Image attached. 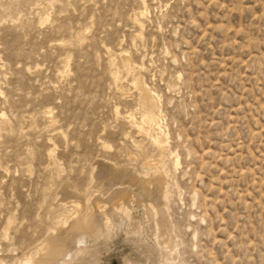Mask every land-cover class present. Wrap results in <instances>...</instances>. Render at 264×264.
Returning <instances> with one entry per match:
<instances>
[{
    "label": "rangeland",
    "instance_id": "374dc122",
    "mask_svg": "<svg viewBox=\"0 0 264 264\" xmlns=\"http://www.w3.org/2000/svg\"><path fill=\"white\" fill-rule=\"evenodd\" d=\"M0 92L10 260L82 218L61 192L89 200L102 160L126 171L127 216L66 264H264V0H0ZM143 92L160 130L141 121ZM151 159L164 217L138 197Z\"/></svg>",
    "mask_w": 264,
    "mask_h": 264
},
{
    "label": "bare ground",
    "instance_id": "6f19581e",
    "mask_svg": "<svg viewBox=\"0 0 264 264\" xmlns=\"http://www.w3.org/2000/svg\"><path fill=\"white\" fill-rule=\"evenodd\" d=\"M144 2V1H143ZM145 7V6H144ZM18 10V9H17ZM10 11V10H9ZM145 11V10H144ZM145 14V13H144ZM142 14V15H144ZM140 14L139 18H142V16ZM136 16V15H135ZM144 17V16H143ZM139 20V19H138ZM44 21V20H43ZM132 21V20H131ZM136 21V19L134 20ZM42 22V21H41ZM45 22V21H44ZM141 23V22H140ZM136 25V24H135ZM142 25H140L141 27ZM134 27V26H133ZM137 27V26H136ZM139 28V27H138ZM85 33V32H84ZM140 33V32H139ZM138 33V34H139ZM79 35V34H78ZM79 38V37H78ZM66 42V41H65ZM59 42H58V47H59ZM56 45V43H55ZM67 45V42H66ZM70 46V45H67ZM66 46V47H67ZM107 49V48H106ZM105 49V51H106ZM109 49V48H108ZM109 52V50H107ZM122 52V51H121ZM119 52V53H121ZM127 52V51H126ZM111 53V52H110ZM109 53V54H110ZM126 54V53H125ZM122 55V53H121ZM117 56V54H116ZM124 56V54H123ZM126 56V55H125ZM114 58V57H113ZM122 58V57H121ZM120 58V59H121ZM130 59V58H129ZM64 60V59H63ZM116 60V59H115ZM124 62L127 60L126 58L123 59ZM62 61V60H61ZM129 61V60H128ZM108 62V61H107ZM131 63V61H129ZM128 62V63H129ZM127 63V62H126ZM129 63V65H130ZM63 64V62H62ZM66 64V63H65ZM110 64V63H108ZM115 64V62H114ZM117 64V63H116ZM115 64V65H116ZM133 65V63H131ZM69 65V64H68ZM112 65V63H111ZM114 65V66H115ZM135 65V64H134ZM133 65V67H134ZM110 66V65H109ZM131 66V65H130ZM142 66V65H141ZM69 67V66H68ZM67 67V68H68ZM112 67V66H111ZM119 67V66H118ZM129 67V66H128ZM131 67V68H133ZM137 67V65L135 66ZM65 68V67H64ZM123 68V67H122ZM139 68V67H138ZM143 68V66L141 67ZM68 70V69H67ZM117 70V69H116ZM125 70V69H124ZM137 71V69H135ZM139 70V69H138ZM142 70V69H141ZM145 70V69H144ZM125 71H129L128 69ZM132 71V70H131ZM140 71V70H139ZM135 72V71H134ZM133 72V73H134ZM138 73V71H137ZM141 73V72H140ZM62 74V73H61ZM60 74V75H61ZM136 74V73H135ZM111 75V74H110ZM113 76V74H112ZM138 76V75H137ZM136 76V77H137ZM118 77V76H117ZM136 77H132L133 79ZM118 79V78H117ZM113 80V78H112ZM115 80H116V74H115ZM120 80V79H119ZM135 80V79H134ZM142 79H140L141 81ZM133 81V80H131ZM139 80H137L138 82ZM117 82V81H115ZM136 82V81H135ZM134 82V83H135ZM133 83V82H132ZM143 84V83H142ZM140 84V85H142ZM116 85V84H115ZM135 85V84H134ZM133 86V85H132ZM144 86V85H142ZM118 88V87H116ZM139 88V86L137 87V89ZM144 88V87H143ZM143 88L142 91H143ZM146 88V87H145ZM120 89V88H119ZM135 90V89H134ZM139 90V89H138ZM145 90V89H144ZM150 90V89H149ZM121 92H123L122 90H119ZM148 91V89L146 90ZM145 91V92H146ZM115 92H118V90H116ZM114 92V93H115ZM120 92V94H121ZM137 92V90H136ZM140 91H138L137 93H139ZM1 93V92H0ZM150 93V92H149ZM155 93V92H154ZM2 94V93H1ZM124 94V93H123ZM142 94V92H141ZM144 94V92H143ZM122 95V94H121ZM140 95V94H139ZM144 99L142 96H144ZM144 95H141V98L143 99L142 101L145 100V104L146 107L144 108V106H142L144 109H146L145 114L143 115L142 118V122L143 124H149V126H151V128H155V126L157 125V117L155 116V113H153V108L152 105L149 104V98H148V93H145ZM151 95V94H149ZM124 96V95H122ZM150 97V96H149ZM140 99V98H139ZM154 100V99H153ZM157 100V98H156ZM141 101V100H138ZM156 102V101H155ZM154 102V103H155ZM138 105L139 102H138ZM143 105V104H142ZM156 106V105H155ZM154 106V107H155ZM142 108V110H143ZM48 110V108H47ZM141 110V111H142ZM45 112V111H44ZM46 112H50V110L46 111ZM116 112V110H115ZM48 115H51V114ZM129 113V112H128ZM143 113V112H142ZM3 114V113H1ZM45 114V113H44ZM116 115V114H115ZM127 115V114H126ZM125 115V116H126ZM134 115V114H132ZM142 115V114H141ZM4 116V115H3ZM1 116V117H3ZM40 116V115H39ZM44 116V115H43ZM46 116V114H45ZM115 117V116H114ZM119 117V115H118ZM130 118V116H128ZM26 118V117H25ZM50 118V116H49ZM28 119V118H27ZM131 119V118H130ZM134 119V118H133ZM43 120V118H42ZM140 121V122H141ZM135 122V121H133ZM138 122V121H137ZM56 124V123H55ZM145 124V126H146ZM51 125V124H49ZM136 125V124H135ZM158 126V125H157ZM160 126V125H159ZM134 127V125H133ZM136 128L139 129V131L141 133H145V135L147 134V132L143 129L142 125H138L136 126ZM150 128V127H149ZM159 128V127H157ZM155 128V129H157ZM161 128V127H160ZM159 128V130H160ZM131 129V128H130ZM153 129V130H155ZM33 130V129H32ZM133 130V129H132ZM147 130V129H146ZM158 130V129H157ZM29 131V130H28ZM150 131V130H149ZM148 131V133H149ZM152 131V129H151ZM33 132V131H32ZM53 132V131H52ZM59 132V131H58ZM138 133V130H137ZM139 133V134H141ZM154 133V132H153ZM33 134V133H32ZM52 134V133H51ZM54 134V133H53ZM52 134V135H53ZM151 134V133H150ZM157 135V132L155 133ZM154 134V136H155ZM144 135V134H143ZM56 136V135H55ZM58 136V135H57ZM159 136V135H158ZM50 137V136H49ZM147 137V136H146ZM145 137V138H146ZM160 137V136H159ZM159 137H153L150 135L151 141L155 144H158L161 148L163 149V145L162 142H164V140L161 142L159 139ZM64 139V138H63ZM49 142V141H48ZM50 143V142H49ZM152 143V144H153ZM165 143V142H164ZM53 144V143H52ZM102 145V144H101ZM154 145V144H153ZM152 145V146H153ZM157 145V146H158ZM103 146V145H102ZM136 147V145H134ZM54 147V144L52 146V148ZM106 147V146H103ZM154 147V146H153ZM165 147V146H164ZM158 148V147H157ZM156 151H158L159 149H155ZM164 150V149H163ZM162 151V150H161ZM52 152V151H51ZM49 151V153H51ZM165 152V151H164ZM48 152L46 153L47 156L49 154ZM161 153V152H159ZM53 154V153H51ZM165 154V153H164ZM174 154V153H173ZM50 155V154H49ZM129 155V154H128ZM131 155V154H130ZM162 155V154H161ZM172 155V154H171ZM176 155V154H175ZM51 156V155H50ZM173 156V155H172ZM129 157V156H128ZM133 157V156H130ZM129 157V158H130ZM146 157V156H145ZM177 157V156H175ZM144 158V157H143ZM173 158V157H172ZM46 159V158H45ZM134 159V158H133ZM148 159V158H147ZM49 160L51 161V157L49 158ZM56 160V159H55ZM131 160V159H130ZM152 160V159H151ZM145 161V160H143ZM142 161V162H143ZM149 161V160H148ZM153 161V160H152ZM49 162V161H48ZM57 162V161H56ZM161 162V161H160ZM54 163V162H53ZM58 164V163H57ZM143 164V163H142ZM59 165V164H58ZM148 165V164H147ZM151 165L154 170L155 173L152 172L151 174H149V176H145V177H141V176H137L136 178V182L138 183L140 189H141V193H139V198H142L143 201H141L144 206L148 209V211L150 213L153 214H157L158 212H160L162 214V217L165 216V211H166V203H167V188H166V179H165V175L163 172V169L161 167V164H159V162L157 160L151 162ZM146 166V165H145ZM59 167V166H58ZM148 167V166H147ZM4 168V167H2ZM93 181L96 185L97 188V192L95 195H93L89 200L85 199L84 196L79 195L75 192H73L72 190H70L69 186L66 185V187H64V189L61 192V197H62V201L70 204L72 206V209H74V212L76 215H82L81 219H69L66 220L64 222H59L58 226L56 228L55 231H53V229L51 231H53V233L47 235L43 240H41L40 242H38L35 246H33L32 248H30L26 253H25V257L22 261H18L16 259H12L10 260V257H7V251L9 252V248L8 250L2 249L5 248V246L3 245V243H1L0 245V260L1 262L6 261L5 260V256L4 254L6 253V258L7 261L8 259L11 261V264H66L67 259L66 257L71 255V253H76L78 247L80 244H82L84 242V240L86 241L87 239H94L99 233H101L102 231L104 232L107 228H109V225L112 224V222L116 223V224H120L124 221V219L127 216V212H128V207H127V203H126V199L128 198V193H124L125 188L122 187H117L120 183H118L119 179L123 176H125L126 171L124 169H117L115 168L112 164L110 163H105L102 160H97L96 162H94L93 164ZM3 170V169H2ZM2 170L0 172H2ZM5 170V169H4ZM8 173V172H7ZM136 176V175H135ZM58 184V183H57ZM89 185V183H88ZM71 186V185H70ZM90 186V185H89ZM86 186V187H89ZM62 187V186H61ZM63 188V187H62ZM84 190V189H83ZM60 191V190H59ZM146 191V192H145ZM61 202V201H59ZM3 205V204H2ZM0 205V207L2 206ZM56 205V204H55ZM9 207V206H8ZM2 208V207H1ZM1 210V209H0ZM24 210L27 211V209L24 208ZM29 210V208H28ZM4 212V211H3ZM28 212V211H27ZM68 212V211H67ZM6 213V212H5ZM9 213V212H8ZM30 212H28L27 214H29ZM26 215V214H25ZM74 215V214H72ZM1 216V215H0ZM13 216V215H12ZM9 217V216H8ZM7 217V219H8ZM30 217V215H29ZM70 217V216H69ZM19 219V218H18ZM59 219V216H58ZM21 220V219H20ZM24 220V219H23ZM55 220V219H54ZM53 220V221H54ZM2 221V220H0ZM6 221H9L6 220ZM5 221L6 224H8ZM62 221V220H61ZM24 222V221H23ZM2 223V222H1ZM15 223V222H14ZM12 223L10 222V225ZM57 224V223H56ZM53 225V223H52ZM5 226V225H4ZM3 226V227H4ZM23 226L25 227V225L23 224ZM28 226V225H27ZM9 227V226H8ZM7 229V227H6ZM3 231V228L1 229ZM5 230V229H4ZM21 230V229H20ZM45 231V230H44ZM6 232V231H5ZM4 232V235H6ZM24 234H26V230H24ZM40 232V231H39ZM3 233V232H2ZM46 233V232H45ZM37 234V231H36ZM3 235V236H4ZM21 235V234H20ZM19 235V236H20ZM17 236V237H19ZM5 237V236H4ZM3 237V238H4ZM25 237V236H24ZM2 238V237H1ZM12 238V237H11ZM22 238V237H21ZM7 239V238H6ZM38 239H40L38 237ZM38 239H36L38 241ZM32 241V238L31 240ZM7 242V241H6ZM17 244V242H15ZM15 244V245H16ZM31 244V243H30ZM85 244V243H84ZM12 245V244H11ZM10 245V246H11ZM19 244H17L18 246ZM25 245V244H24ZM23 245V246H24ZM4 246V247H1ZM9 247V246H7ZM13 248V246H12ZM11 248V249H12ZM79 250V249H78ZM13 251V250H12ZM13 254V253H12ZM4 256V257H3ZM12 258L13 255L11 256Z\"/></svg>",
    "mask_w": 264,
    "mask_h": 264
}]
</instances>
